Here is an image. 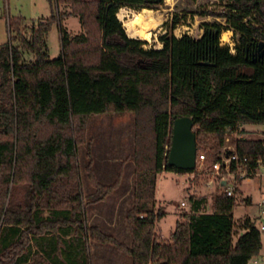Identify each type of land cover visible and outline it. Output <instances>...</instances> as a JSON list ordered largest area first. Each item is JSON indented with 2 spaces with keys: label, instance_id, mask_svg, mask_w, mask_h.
<instances>
[{
  "label": "trees",
  "instance_id": "trees-1",
  "mask_svg": "<svg viewBox=\"0 0 264 264\" xmlns=\"http://www.w3.org/2000/svg\"><path fill=\"white\" fill-rule=\"evenodd\" d=\"M226 2L219 16L226 29L203 23L199 39H178L174 19L158 39L159 50L128 38L117 18L125 6L149 9L157 0H48L49 19L7 21L9 40L0 45V264H91L89 243L112 246L132 264H249L260 254L257 220H235V199L226 190L211 212L205 199L190 196V212L168 240L155 235L162 217L155 210L158 177L197 172L167 163L174 120H193L197 155H204L206 167L221 161L218 150L228 135L264 126V55H257L264 43V0ZM68 16L79 19L80 34L62 27ZM55 25L61 53L51 60L46 39ZM223 30L238 36L233 49L221 45ZM107 114L134 118L129 247L89 226L85 216L87 206L105 201L121 181V170L111 185L97 181L85 140L90 118ZM85 144L93 188L87 196L79 165ZM233 146L251 166L264 164L263 139L236 137ZM237 170L232 164L230 172Z\"/></svg>",
  "mask_w": 264,
  "mask_h": 264
},
{
  "label": "rangeland",
  "instance_id": "rangeland-1",
  "mask_svg": "<svg viewBox=\"0 0 264 264\" xmlns=\"http://www.w3.org/2000/svg\"><path fill=\"white\" fill-rule=\"evenodd\" d=\"M61 13H69L68 8L61 6ZM125 14L121 20L122 27L129 38L126 24L132 22L133 14H140L142 10L152 13L153 17L159 21V26H148L138 22L137 30L150 31V41L135 40L146 43L144 49H161L162 45L158 42L159 37L166 33L167 27L174 19L178 20V25L173 32L176 38L187 35L193 39H199L202 34L203 23H219L226 29V21L219 16L227 12L226 0H162V2L152 8H130L123 7ZM51 16L48 0H0V45L8 43L9 33L7 21L12 18H23L27 25L35 24L39 20L49 19ZM119 20V19H118ZM136 24V22L134 23ZM62 27L67 30L71 36L82 32L79 19L74 16H68L62 21ZM147 27V28H146ZM229 32L228 43L233 49L238 36H235L231 30H223L222 33ZM220 42L221 36H220ZM48 55L51 60L57 59L61 53L59 29L55 25L52 27L46 39ZM234 54V52H233ZM25 61H32V56L24 55ZM134 118L131 114H107L93 116L90 118L85 140L96 149V157L101 162L108 160L112 163V172L117 176L119 171H128V162L131 158V140ZM244 134L228 135L222 147L219 148L220 155L227 147H234L233 142L236 137L249 139L261 138L264 140V126H247L242 128ZM254 131V132H251ZM217 151V152H218ZM87 146L86 144L79 148V165L82 178L83 195L87 196L91 188L85 174L87 165ZM127 165V167H126ZM194 174H177L173 172L163 173L158 177L155 210L160 209L162 217L156 223L155 235L160 241H167L170 233L174 230L177 221L184 213H189L191 209L190 196L197 199H205V211L211 212L215 200L224 193L227 188L233 189L235 207L233 209V218L244 219L249 217L257 220L260 227H264V216L258 218V214L264 209V205L259 206L264 200V169L258 170L257 175L248 178H242L239 175H228L225 171L219 174H213L209 167H198ZM196 169V168H195ZM262 178H256L261 177ZM221 179L227 181L225 189H221ZM115 180V177L113 181ZM235 190V191H234ZM249 200H248V199ZM247 200V201H246ZM185 206L181 207L180 204ZM261 215V214H260ZM116 239L126 246H130L128 231L124 225L121 213L116 222ZM262 234V249L260 254L249 264H264V231ZM91 264H132L130 258L119 253L112 246L96 245L89 243L88 246ZM263 258V259H262ZM125 259V260H124Z\"/></svg>",
  "mask_w": 264,
  "mask_h": 264
},
{
  "label": "crops",
  "instance_id": "crops-1",
  "mask_svg": "<svg viewBox=\"0 0 264 264\" xmlns=\"http://www.w3.org/2000/svg\"><path fill=\"white\" fill-rule=\"evenodd\" d=\"M131 137H132L131 140L132 154L128 162L129 169L127 172L126 170L122 172L119 188L115 192H113L109 197H107L105 201L87 206L85 211L87 224L89 226H95L99 228L103 233L113 236L114 238H116V231H117L116 222L118 220V215L121 213L124 220V225L126 226V229L128 231V238H130L129 245H131L132 239L126 225L125 216L126 213L134 206V194H133L134 163L132 159L133 140H134V122H133ZM90 150L93 161L92 170L95 178L101 185H105V186L111 185L115 181V180L113 181L114 177L116 179L117 176H115L114 172H112L113 165L110 162V160H108L109 155H107L106 161L103 163L99 158L96 157L95 147H93L92 150V145H90ZM262 176L263 174L261 175V177H256V178L261 179ZM226 185H227L226 180L220 181V186H226ZM91 193H93L92 187L89 189L87 195ZM263 202L264 200L262 201V203L259 204V206L264 205ZM260 214H258L257 216L258 218L264 216V209L261 211ZM253 262L254 264H258L257 260H254Z\"/></svg>",
  "mask_w": 264,
  "mask_h": 264
},
{
  "label": "water",
  "instance_id": "water-1",
  "mask_svg": "<svg viewBox=\"0 0 264 264\" xmlns=\"http://www.w3.org/2000/svg\"><path fill=\"white\" fill-rule=\"evenodd\" d=\"M162 0H157L160 3ZM259 58L264 55V43L258 45ZM191 118L175 119L172 127V140L168 150V165L181 171H194L196 168L197 145Z\"/></svg>",
  "mask_w": 264,
  "mask_h": 264
},
{
  "label": "built area",
  "instance_id": "built-area-1",
  "mask_svg": "<svg viewBox=\"0 0 264 264\" xmlns=\"http://www.w3.org/2000/svg\"><path fill=\"white\" fill-rule=\"evenodd\" d=\"M222 46L231 47L228 42H220ZM232 49V48H231ZM233 52V51H232ZM221 161L219 163L213 164L210 168V171L214 174H219L222 171H225L228 175H239L242 178L253 177L257 175L258 170L264 169V164L261 162H256L254 166H251L249 159L243 158L240 159L235 153L234 147H227L220 156ZM205 157L203 154L196 156V171L198 167H204ZM232 164H235L238 167L237 173L233 174L230 172V167ZM253 167V168H252ZM221 181H224L221 179ZM227 197H233V189L227 188L226 190ZM264 204V202H263ZM181 207H184L185 204L182 202ZM264 231V227L261 228Z\"/></svg>",
  "mask_w": 264,
  "mask_h": 264
},
{
  "label": "bare ground",
  "instance_id": "bare-ground-1",
  "mask_svg": "<svg viewBox=\"0 0 264 264\" xmlns=\"http://www.w3.org/2000/svg\"><path fill=\"white\" fill-rule=\"evenodd\" d=\"M152 12V11H151ZM147 11V10H142L140 14H133L132 17L134 18V20L128 24H126V27L129 29L128 33H129V38L130 39H140L142 41H150V37H151V33L150 31H146V30H137L135 27L138 26V22H140L141 24L143 23L144 25H148V26H154L157 27L159 26V21L156 20L152 13ZM125 12L123 9H120L118 14H117V18L119 19V21L122 22V18L125 17L124 16ZM136 22V24H134ZM147 28V27H146ZM229 39V32H224L221 34V41L222 42H227Z\"/></svg>",
  "mask_w": 264,
  "mask_h": 264
},
{
  "label": "flooded vegetation",
  "instance_id": "flooded-vegetation-1",
  "mask_svg": "<svg viewBox=\"0 0 264 264\" xmlns=\"http://www.w3.org/2000/svg\"><path fill=\"white\" fill-rule=\"evenodd\" d=\"M258 58H259V52H257Z\"/></svg>",
  "mask_w": 264,
  "mask_h": 264
}]
</instances>
